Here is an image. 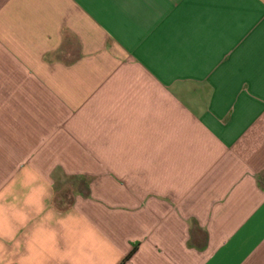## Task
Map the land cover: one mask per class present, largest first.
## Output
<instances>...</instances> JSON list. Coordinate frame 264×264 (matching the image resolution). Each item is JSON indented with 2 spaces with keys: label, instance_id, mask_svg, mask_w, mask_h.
Listing matches in <instances>:
<instances>
[{
  "label": "crops",
  "instance_id": "obj_1",
  "mask_svg": "<svg viewBox=\"0 0 264 264\" xmlns=\"http://www.w3.org/2000/svg\"><path fill=\"white\" fill-rule=\"evenodd\" d=\"M30 166L110 264H264V0H0V195Z\"/></svg>",
  "mask_w": 264,
  "mask_h": 264
},
{
  "label": "clouds",
  "instance_id": "obj_2",
  "mask_svg": "<svg viewBox=\"0 0 264 264\" xmlns=\"http://www.w3.org/2000/svg\"><path fill=\"white\" fill-rule=\"evenodd\" d=\"M53 185L51 174L30 166L12 192L0 195V264H110L99 258L107 238L88 217L78 223L74 208L59 213L52 204Z\"/></svg>",
  "mask_w": 264,
  "mask_h": 264
},
{
  "label": "rangeland",
  "instance_id": "obj_3",
  "mask_svg": "<svg viewBox=\"0 0 264 264\" xmlns=\"http://www.w3.org/2000/svg\"><path fill=\"white\" fill-rule=\"evenodd\" d=\"M73 184H64L62 187H57L55 191V203L59 207H64L67 202H69L73 198V187L71 185Z\"/></svg>",
  "mask_w": 264,
  "mask_h": 264
},
{
  "label": "trees",
  "instance_id": "obj_4",
  "mask_svg": "<svg viewBox=\"0 0 264 264\" xmlns=\"http://www.w3.org/2000/svg\"><path fill=\"white\" fill-rule=\"evenodd\" d=\"M71 181L75 182L74 184L71 185V187H73L75 189L76 188H81V189H84L86 190V180L84 179H80V178H74V179H70ZM71 203H66V206L67 207H70ZM134 253V251H132L125 260H128L132 254Z\"/></svg>",
  "mask_w": 264,
  "mask_h": 264
}]
</instances>
